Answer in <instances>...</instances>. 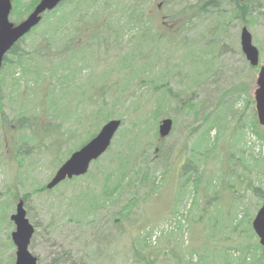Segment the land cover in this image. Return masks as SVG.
Listing matches in <instances>:
<instances>
[{"label": "trees", "instance_id": "16d2710c", "mask_svg": "<svg viewBox=\"0 0 264 264\" xmlns=\"http://www.w3.org/2000/svg\"><path fill=\"white\" fill-rule=\"evenodd\" d=\"M39 1L32 0L27 3L22 8L24 11L23 16L18 19L22 20L31 13ZM154 1L66 0L53 11L44 14L40 24L22 38L5 56L0 69V74H2L0 76V130H3L5 137L4 147L21 158L19 160L20 164L32 153L46 154L52 158L53 168L58 169L74 151L93 139L103 124L114 117L113 107L116 104H118L117 107L121 104L124 107L127 101L136 96L135 91H132L133 95L130 94L125 100H121V96L116 94L113 85L107 87L106 90H103L104 87L101 85L99 88L91 89L89 93L85 90L86 88L81 90L80 87H75L74 78L82 70H90V64L95 63L101 50L104 53L110 50L117 52L119 54L117 55L118 62H127L128 67H130L126 74L127 79L132 81L133 78H137L141 87H145L147 84L146 94L149 92L148 97H150V99L144 101L131 102L136 120L129 128L125 127V122L120 117L121 127L115 137L122 132H124V135L123 144L118 150H113L112 143L107 152L92 163L87 174L66 180L53 190H47L46 185L41 184L20 196L16 184L7 187L5 194L13 201V204L14 202L17 204L22 200L24 207L27 208L29 199L34 195H51L52 192L61 187L76 185L78 187L77 190H74L71 200L74 203L78 201L80 205L77 209L78 215L72 219L78 224L85 223L89 226L93 223V219L99 215V212L107 206L108 201L113 202L117 194H131L130 189L136 185H150L156 188L154 170L157 169V166L153 170L151 160L157 158L155 161L159 160L161 162L164 157H169L167 152L163 150V143L166 138L159 139L157 125L161 122L159 120L162 117L174 118L169 114H165L163 110L166 106L169 107L173 104L177 106L179 112L185 108L190 112L195 111L196 114L198 113L197 108L199 109L201 123L205 128L198 146L200 147L204 143L207 144V152L215 150L213 148L218 146L219 143L217 139H211L210 141V134L213 130L217 134L224 130L222 123L229 122L230 117H232V131H242L243 126L240 121L245 109H252L250 121L252 131L259 140L264 142V127H261L257 121L256 113L253 110L255 101L250 97L251 89L247 91L245 85L223 92L216 99V106L207 112L208 110H204L202 105L191 104L189 98H186L188 96L183 91L172 90L168 80L169 72L165 71L161 76L156 75L154 77L145 75L152 66L146 61H138L140 59L139 54L146 47L151 48V50L154 47L161 50L162 48L159 47H162V42H165L170 49L175 45L177 47L178 45L185 46L184 41L192 26L195 23L203 24L207 21L204 33L202 32L203 35H200L201 41H205L207 36L209 37L206 45L203 44L204 48L201 50L203 54L207 48V56L201 55L200 57L198 55L196 61L200 65L208 67L207 72H210L211 65L214 64L219 54V52H216V50H219L218 41L227 35L230 23H238L242 27L246 26L248 30L258 20L262 21L264 25V0H159L162 1V5L160 4L161 6L159 5L157 8L161 7V9H153ZM226 5L229 6L228 10L225 9ZM17 7L18 2L14 0V4H12L14 14H16ZM165 9L167 10L166 14H162L161 10ZM38 30L41 38L37 40L36 45L31 50H21L20 45L22 42ZM190 52L195 53L194 51ZM136 53L139 54L136 56ZM187 55L188 53H185L184 58ZM8 56H11V59ZM208 56L211 58H208ZM243 58L246 61L244 55ZM196 61L190 60V63L194 65ZM247 69L251 73L258 74L259 69L252 68L248 62ZM17 72H21L22 76L20 78H17ZM130 81L126 83L125 87L129 86ZM64 87H68L67 92H69L66 93L70 96L69 99L77 104L71 105L70 108L68 107L69 109L63 108L62 116L58 114L61 118L54 125V117L57 116L49 113L54 111L56 115L55 109H61L58 104L59 100L52 99L49 103L46 100L52 94H56L57 90H59L58 92L63 91ZM27 89L33 91L34 94L27 95L25 93ZM77 90L81 91V94H78ZM245 95L249 97V100L245 98ZM32 99L37 100L35 113L28 110ZM152 99L156 100V107L149 110L148 113L151 115L146 117V119H150L151 125L143 126L144 122L141 120V116L143 111L149 107ZM3 100L25 103L27 108L21 111L18 116L5 117L1 110ZM27 101H29L28 104H26ZM235 101L244 102V108L240 111L233 110ZM78 107L83 108L81 113L77 111ZM71 113L75 118L70 117ZM65 124L68 125V129L63 134L61 131L64 130ZM137 136L139 137L136 140ZM9 137H14L16 143L13 147L7 143ZM142 137L145 140L142 141ZM46 140H49L48 146L44 144ZM139 140L141 141L137 143L139 149L137 151L136 149L133 150L132 147ZM28 144L30 146L24 149V146ZM153 148L156 150L153 151ZM150 150H152V153ZM197 151L199 153V150ZM229 154L225 152L221 155L222 163L224 160L228 163L231 162ZM197 156V152L187 153L184 162L178 166L179 169L178 167L175 168V164L172 163H165L163 167L161 166V169H164L163 176H167L173 171L170 175L174 174L173 177L176 178L178 191L176 196L171 194L173 197L181 198L183 193L189 191L188 186L190 183L193 186L191 192L193 197L200 195V192L208 194L206 189L204 190L198 175ZM232 167L233 163H231L230 169ZM153 177L154 179L151 181ZM91 181H93L92 191H90ZM21 183L24 182L21 180ZM83 190L87 191L83 192ZM227 190L235 199L240 198L241 193L244 191H250L259 203L264 202V188L254 186L250 180L238 177L233 185L221 188L212 197H203L199 200L202 203L200 214L195 220L191 219L197 231L195 230V234L191 236L202 233L207 220L208 205L211 203L218 204L220 207H218L217 212L222 209L221 212L224 213L220 202L223 201ZM156 194L158 196L154 197L152 201L162 195L159 190ZM136 202L137 200L132 198L117 215H110V219L118 229L127 230L126 225H124V217L131 212L132 205ZM4 205L0 203V207L5 208ZM173 213L176 215V212L169 210V213L166 212L165 215L170 217ZM252 218L251 216L247 219V230L239 232L238 227L243 223L241 222L238 225L231 224L229 221L228 226H225L228 228L226 236L214 241L212 247H210L212 241L207 238L208 240L204 239L199 245H195V243V246H193L192 244V247L186 251L198 255L196 264H207L203 263L202 260L205 251L209 248H212L216 254L215 257L219 255L218 258L226 264H264V248L259 245L252 230ZM11 222L9 224L12 225L13 222ZM139 227V230H142L145 226L139 225ZM247 232L248 234H246ZM34 233H38V231L35 232L34 230ZM245 234L246 236H243ZM211 236V239H213V235ZM227 242L233 245H227ZM218 244L221 247L218 248ZM158 254L160 257L163 256V259L169 258L174 259L177 263L180 262V260L173 257L172 252L167 251L166 253L164 249L158 251ZM147 255L148 257L143 258L144 264H157L156 262H159L157 258L150 256L151 250ZM182 263L190 264L187 261H182ZM49 264H69V260L54 258Z\"/></svg>", "mask_w": 264, "mask_h": 264}, {"label": "rangeland", "instance_id": "374dc122", "mask_svg": "<svg viewBox=\"0 0 264 264\" xmlns=\"http://www.w3.org/2000/svg\"><path fill=\"white\" fill-rule=\"evenodd\" d=\"M11 1L14 4V0ZM30 1L32 0H17L16 14L12 10L9 17L10 22L17 24L26 18L18 19L23 16L24 11L22 8ZM161 2L155 0L153 9H161V7L157 8L160 4L162 5ZM147 4L149 3L147 2ZM225 9L228 10L229 6L226 5ZM166 11V9L161 10V13L166 14ZM206 24L207 21L203 24L195 23L192 26L184 41L185 46L178 45L177 47L175 45L170 49L165 42H162V47H159L162 48L161 50L156 47L152 50L146 47L142 49L140 54L136 53V56L139 54L138 57L140 59L138 61H146L152 66L145 75L154 77L156 75L161 76L165 71L169 72L168 80L172 90L183 91L188 96L186 98H189L191 104L202 105L204 110H208L207 112L216 106L215 102L219 95L228 89L236 88L240 85H245L246 89H248L247 91L251 89L249 94L254 101V92L257 88V73H251L247 69V62L241 52L240 32L242 26L238 23H230L228 25L227 35L218 41L219 50H216V52H219L218 57L214 64L211 65V71L207 72L209 70L208 67L200 65L196 61L198 55L200 57L201 55L207 56V48L203 54L201 50L204 48L203 44L206 45L209 37L206 35L207 39L205 41L200 40V35H203ZM249 32L252 35L254 46L260 53V65H264V25L262 21L258 20L252 28H249ZM39 38L41 37L38 30L34 34H30L22 42L20 49L31 50ZM55 47L57 46L55 45ZM185 53H188L186 58H184ZM117 55L119 54L112 50L105 53L101 50L96 57L95 63L90 64V70H82L74 78L73 83L75 87H80L81 90L86 88L85 90L88 93L91 89L99 88L101 85L104 87L103 90L113 85L116 94L121 96V100H125L130 94L133 95L132 91H135L134 94L136 96L130 97V101H127L124 107L122 104L118 107V104H116L113 107L115 112L113 110L114 117L111 119L120 120L121 117L125 122V127L129 128L136 120L131 102L136 100L144 101L148 98L150 99V97H148L149 92L146 94L147 84L145 87H141L137 78H133L132 81L127 79L126 74L130 67H128L127 62H118L119 58ZM8 57L11 59V56ZM208 58L211 57L208 56ZM190 60H195V64H191ZM182 62L185 63L182 64ZM21 76V72H17V78ZM129 81V86L125 87ZM67 89L68 87H64L61 92L57 90L56 94H52L46 100L48 103L52 99L59 100L60 111L55 109L56 115L54 111L49 113L57 116L54 117V125L61 118L58 114L62 116L63 108H70L71 105L77 104L69 99L70 96L67 94L69 92H67ZM76 92L81 94V91L77 90ZM25 93L27 95L34 94L33 91H28V89ZM142 93L143 95H141ZM245 98L249 100L246 95ZM36 102V99H32L30 103L29 101L26 103L30 104L28 110L31 113L36 112ZM155 102L156 100L152 99L149 107L143 111L141 116V120L144 122L143 126L151 125L150 119H146V117L151 115L148 111L156 107ZM2 104L1 110L5 117L18 116L21 111L27 108L25 103H19L18 101L3 100ZM243 108L244 102L235 101L233 110L240 111ZM82 109L78 107L77 111L81 113ZM163 110L165 114L174 117L169 118L173 121V130L163 143V150L167 152L169 157H164L161 162L159 160L155 161L157 158L151 160L152 169L154 170V167L157 166V169L154 170L155 179L154 177L151 179V181L154 179L156 188L150 185H136L130 189L131 194H117L113 202L108 201L107 206L99 212V215L93 219V223L89 226L85 223L78 224L72 219L78 215L77 209L80 205L78 201L74 203L71 200L74 190L78 187L76 185L73 187L64 186L52 192L51 195H34L29 199L28 207H25L27 219L34 227L35 232L36 230L38 231V233H34L30 241L29 252L37 258L38 264H49L54 258L69 260V264H144L143 258L148 257L147 253L149 250H151L150 256L157 258V261H159L156 262L157 264H184L182 261L196 264L198 255L190 254L186 251L192 247V244L193 246L199 245L204 239L208 238L212 241L210 243V247H212L214 241L226 236L228 228L225 226H228L229 221L231 224L239 225L241 222L243 223L238 227L239 232L247 230L248 217L252 216L254 218L263 204L259 203L250 191H244L241 193L240 198L235 199L227 190L223 201L220 202L224 213L221 212L222 209L217 212L218 207H220L218 204L211 203L208 205L207 220L202 233L191 236L195 234L196 230L195 224L191 219L195 220L200 214V207L202 208L200 199L212 197L221 188L233 185L238 177L250 180L254 186L264 188V142L259 140L252 131L250 124L252 109H245L240 121L243 126L242 131H232V117H230L229 122L225 119L227 122L222 123L224 130L218 132V134L215 130L212 131L210 141L211 139H217L219 142L212 152H207V144L205 143L200 145V147L198 146L205 128L201 123V112L198 108V113L196 114L195 111L190 112L185 108L179 112L175 104L169 107L166 106ZM253 110L256 113L255 102ZM70 117L75 118L72 113ZM165 118L168 117L160 118L159 122ZM49 121L51 122V120ZM66 129H68L67 124H65L64 130L61 132L64 134ZM123 135L124 132L113 139L114 151L122 146ZM138 137H136V140ZM141 139L142 141L145 140L144 137ZM7 140L8 145L11 147L16 143L14 137H9ZM4 141L3 130H0V203L5 204V208L0 207V264H15L16 248L11 240L14 225L9 223L11 222L10 216L15 211L16 202L13 204V201L5 194V191L7 187L16 184L17 191L22 196L41 184L46 185L57 168H53L52 158L46 154L32 153L20 164L19 160L21 158L4 147ZM140 142V140L137 141L132 149L137 151L139 149L137 143ZM44 144L48 146L49 140H46ZM29 146V144L25 145L24 149ZM154 150L156 149L153 148ZM197 150H199V153ZM150 152L152 153V150ZM189 152L191 154L197 152L198 154V175L204 190L206 189L208 194L201 193L199 189L200 195L193 197L191 194L193 186L190 183L188 186L189 191L183 193L181 198H175L172 195L175 194L176 196L178 189L176 178L175 176L173 177L174 174L170 175L173 171L167 176H163L164 169H161V166L163 167L165 163H172L175 164L176 168L184 162ZM225 152L232 155L229 154L231 157V162L229 161V163L226 160L223 163L221 162V155ZM231 163H233V167L230 169ZM21 180L24 182L23 184ZM92 182L90 191L93 190ZM158 190L161 191L162 195L152 201L154 197L158 196L156 194ZM86 191L83 190V192ZM132 198L136 199L137 202L132 205L131 212L124 217V225H126L127 230L118 229L110 217L117 215ZM196 206L198 207L196 208ZM169 210L176 212V215L173 213L170 217L166 216L165 214L166 212L168 214ZM139 225L145 227L139 230ZM191 227L193 228L191 229ZM246 234L243 236H246ZM211 235H213V239H211ZM247 239L249 240L250 238ZM227 243V245H233L232 243ZM217 247L219 248L221 245L218 244ZM163 249L166 253L167 251L172 252L173 257L180 260V262L177 263L174 259H163V256L160 257L161 253L159 255L158 251ZM207 250L203 256V263L226 264L218 258L219 255L215 257L216 254L212 248ZM166 257L168 256L166 255Z\"/></svg>", "mask_w": 264, "mask_h": 264}, {"label": "water", "instance_id": "95a60500", "mask_svg": "<svg viewBox=\"0 0 264 264\" xmlns=\"http://www.w3.org/2000/svg\"><path fill=\"white\" fill-rule=\"evenodd\" d=\"M66 0H40L30 14L19 23L10 22L12 11L11 0H0V69L4 58L10 50L42 21L44 14L56 9ZM240 47L246 61L252 68H258L256 90L254 92L255 110L257 121L264 127V65H260L258 49L254 46L252 35L246 26L241 28ZM121 127L120 120H109L99 130L97 135L74 151L46 184L47 190H53L66 180L81 177L87 174L92 163L102 157L112 144V141ZM173 127V121L169 118L161 120L158 125L160 139L167 138ZM10 220L14 224L11 240L16 248L15 264H38L37 258L29 252L30 241L34 235V227L27 219L24 202L20 200L15 207ZM252 230L258 238L259 245L264 248V202L255 214Z\"/></svg>", "mask_w": 264, "mask_h": 264}]
</instances>
